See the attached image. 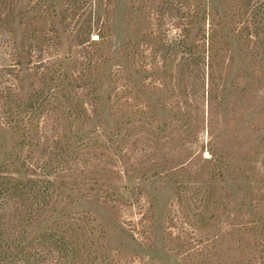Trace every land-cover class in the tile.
<instances>
[{"label":"trees","instance_id":"trees-1","mask_svg":"<svg viewBox=\"0 0 264 264\" xmlns=\"http://www.w3.org/2000/svg\"><path fill=\"white\" fill-rule=\"evenodd\" d=\"M116 1L95 0L84 20L77 0H0V129L13 138L11 150L0 143V264H103L105 232L90 212H67L66 190L115 200L163 172L183 175L176 201L184 223L196 219L193 243L168 233L185 264H264V190L238 205L234 238L222 235L223 188L205 189L195 214L191 194L207 167L224 174L223 159L211 152L194 166L182 150L190 125L204 126L196 88L206 86L213 117L250 77L238 73L227 90L234 45L252 83L264 70V0H129L128 36L114 50ZM228 241L237 258L222 262Z\"/></svg>","mask_w":264,"mask_h":264},{"label":"rangeland","instance_id":"rangeland-1","mask_svg":"<svg viewBox=\"0 0 264 264\" xmlns=\"http://www.w3.org/2000/svg\"><path fill=\"white\" fill-rule=\"evenodd\" d=\"M94 2L95 0L74 2L86 8L82 19L86 20L89 17L90 4L93 7ZM128 9L129 0L116 1V11L111 21V44L114 50L121 48L127 39ZM94 16L91 15L92 19ZM97 32L92 33L91 39H97ZM251 50L252 48L250 52ZM66 51L67 47L64 45L61 54L64 55ZM233 52L235 59L230 69L231 76L226 84L227 90L231 89V81L238 73H249L248 81L245 80L238 85L239 93L230 94L222 99L220 109L214 110L216 112L213 117L208 114L206 86H204V95L203 87L196 88L195 96L201 99L202 105L204 104L202 107L205 112L204 126L194 132L196 127L190 125V132L183 136L186 142L185 147L182 146L184 156L186 159H193L194 166L202 165L203 158L210 157L211 152L215 153L216 158L223 159L221 164L226 166L224 174L210 172L211 174L206 175L211 169L207 167L205 176L200 181L201 190L191 194L195 199L191 204V214L204 210L200 199L205 197V189L207 190L210 186L222 187V199L227 207L221 211L217 226L213 227L218 233L227 237L235 228L238 205L249 202L252 195L258 193V189L264 190V70L259 72V76H256V80L252 83L250 59L247 58L244 61L240 58L241 53L237 45L233 46ZM2 58L0 53V62ZM186 84L192 91L190 79L186 81ZM210 121H213L212 125H209ZM0 143H3L7 150H11L13 138L7 131L1 129ZM185 148L189 149L185 150ZM164 152L171 151L164 149ZM161 155L163 151L159 150L158 157H154V160L161 163V168H165V164L167 162L169 164V161ZM148 162H153V158H149ZM167 174L159 173L145 181L136 179L131 184L130 192L119 193L115 200L106 198L101 191L90 195L78 189L66 190L72 200L67 207V212H90L96 217L97 228L104 230V243L112 252V256L103 264L187 263L178 253L176 245L170 242L168 233L181 234L184 231L193 243L197 236L193 227L196 219L191 223H184L176 201L178 182L183 175H180L179 180L176 181L174 177H169ZM190 182L194 185L199 181L190 179ZM138 183L141 185L140 190L135 186ZM234 236V234L230 235L229 238L232 239ZM236 247L232 241L225 244V251L219 254L222 262L235 261L238 254Z\"/></svg>","mask_w":264,"mask_h":264}]
</instances>
